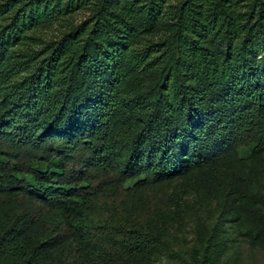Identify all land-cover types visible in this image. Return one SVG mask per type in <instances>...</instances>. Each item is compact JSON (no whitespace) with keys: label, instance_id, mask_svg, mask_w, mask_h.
<instances>
[{"label":"trees","instance_id":"obj_1","mask_svg":"<svg viewBox=\"0 0 264 264\" xmlns=\"http://www.w3.org/2000/svg\"><path fill=\"white\" fill-rule=\"evenodd\" d=\"M0 89V264H150L174 179L264 242V0H0Z\"/></svg>","mask_w":264,"mask_h":264},{"label":"rangeland","instance_id":"obj_2","mask_svg":"<svg viewBox=\"0 0 264 264\" xmlns=\"http://www.w3.org/2000/svg\"><path fill=\"white\" fill-rule=\"evenodd\" d=\"M86 16L87 13L81 10L75 13L72 21L79 23ZM59 28L44 27L43 31L49 37ZM2 97L0 89V103ZM240 157L245 174L251 176L246 188L263 195L261 201H250L245 205L258 209L264 216V150L259 153L245 150ZM178 182L174 179L155 188L162 192L161 207L165 212L160 240L146 253L150 264H202V259L210 264H264V242L255 236L242 205L232 206L220 216L219 198L217 201L216 197H206L192 187L178 204L171 203ZM106 219L104 208L86 211L88 225L97 226ZM213 231L218 243L205 248L202 239Z\"/></svg>","mask_w":264,"mask_h":264}]
</instances>
